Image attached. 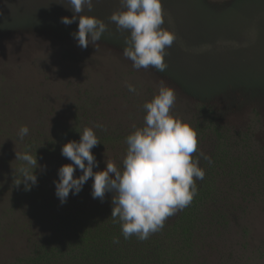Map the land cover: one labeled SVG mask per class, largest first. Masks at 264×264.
Here are the masks:
<instances>
[{"label": "rangeland", "instance_id": "obj_1", "mask_svg": "<svg viewBox=\"0 0 264 264\" xmlns=\"http://www.w3.org/2000/svg\"><path fill=\"white\" fill-rule=\"evenodd\" d=\"M120 7V0H93L91 13L85 8L82 14L104 20L108 30L81 48L72 35L78 18L61 23L73 15L67 0H0V264H22L31 241L46 236L63 207L54 181L60 166L71 163L59 147L66 129L101 124L113 138L93 152V170L106 162L122 168L125 137L143 126L142 106L161 84L175 90L177 117L190 120L197 105L212 103L221 121L264 140V0H162V27L176 34L163 72L136 69L125 58L130 33L109 22ZM22 126L29 129L23 141ZM52 140L60 150L42 156L36 186L18 184L16 152L43 153ZM92 184L90 178L93 202ZM258 190L245 200L233 197L239 208L233 221L206 235L195 264H264V191Z\"/></svg>", "mask_w": 264, "mask_h": 264}, {"label": "clouds", "instance_id": "obj_2", "mask_svg": "<svg viewBox=\"0 0 264 264\" xmlns=\"http://www.w3.org/2000/svg\"><path fill=\"white\" fill-rule=\"evenodd\" d=\"M67 3L73 15L62 17L61 23L70 25L78 18V30L72 33L78 46L87 48L90 41H99L108 30L107 24L95 15L82 14L85 8L91 13L93 0H67ZM120 5L109 22L117 30L130 33L125 40V58L136 69L153 67L165 71L166 49L172 46L176 34L162 27L165 22L162 0H120ZM127 87L136 92L133 84ZM175 102V90L161 84L158 93L143 104L144 124L126 137L128 148L122 168L106 162L104 169L93 170L98 162L92 149L101 142L95 129L106 131L99 123L85 127L79 141L66 142L61 154L71 163L60 166L59 178L54 181L60 202L65 203L70 193L78 194L92 178L94 199L103 200L106 192L113 193L111 217L120 223L123 237L135 235L141 241L159 231L176 211L187 207L198 192L197 180L205 176L200 160L211 163V158L203 152L193 158L198 149L197 132L190 122L172 112ZM28 133V127L22 126L17 135L23 141ZM15 159L22 162L18 169L22 179L18 184L23 182L30 189L37 183L36 154L16 152ZM77 168L82 172L79 176L74 175ZM113 243H119V239L114 238Z\"/></svg>", "mask_w": 264, "mask_h": 264}, {"label": "trees", "instance_id": "obj_3", "mask_svg": "<svg viewBox=\"0 0 264 264\" xmlns=\"http://www.w3.org/2000/svg\"><path fill=\"white\" fill-rule=\"evenodd\" d=\"M195 110L187 120L198 137L193 158L203 152L211 163L200 160L205 176L197 180L198 192L187 207L168 217L148 239L141 241L135 235L125 239L120 223L111 217L113 193L92 202L86 182L78 194H69L59 214L52 217L46 236L31 241L22 264H195L206 235L215 230L220 233L233 221L239 209L233 197L245 200L260 193L258 188L264 191V140H254L251 129L236 130L221 121L212 103H200ZM72 130L66 129L58 138L61 145L50 140L43 153L32 150L38 163L81 131L77 125ZM96 131L101 142L92 152L113 138L107 131ZM207 143L208 150L204 149ZM81 174L78 168L74 172ZM114 238L119 243H113Z\"/></svg>", "mask_w": 264, "mask_h": 264}]
</instances>
